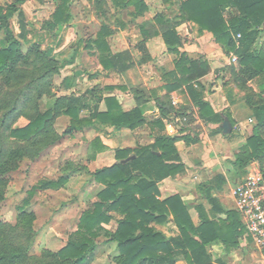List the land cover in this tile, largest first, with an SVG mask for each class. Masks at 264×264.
<instances>
[{
  "label": "trees",
  "instance_id": "obj_1",
  "mask_svg": "<svg viewBox=\"0 0 264 264\" xmlns=\"http://www.w3.org/2000/svg\"><path fill=\"white\" fill-rule=\"evenodd\" d=\"M26 1L18 0V3ZM72 2L73 0H61L49 27L71 23ZM112 2L123 7L138 5L136 0ZM181 11L184 19L199 26L200 32L212 33L216 42L228 54L233 53L237 56L238 68L232 67L236 84L244 88L249 80L264 76V50L256 48L261 35L264 34V0H187L183 2ZM17 12L19 9L16 5H12L7 14L0 10V32L4 31L7 39V46L0 49V75L13 70L20 61V42L10 22L11 17ZM19 15L21 17L18 20L21 27L19 37L23 38L26 25L21 12ZM112 33L109 25L103 21L97 38L88 41L86 48L99 50V62L105 70L119 72L130 70L136 62L129 51L118 54L111 51L108 38ZM164 39L169 52L180 51L181 43L173 28L164 33ZM179 63H182L184 68L188 67L189 71L197 68V62L189 61L185 54ZM57 68L58 65L54 63L50 71L54 72ZM259 98L256 103L248 101L257 120L249 141L251 149L246 147L236 161L231 162L232 166L240 168L244 175L247 173V167L254 161H259L262 168L264 166V138L261 136L264 129V77ZM94 99V102H90L83 96H70L63 106L65 108L62 107V113L79 120L80 114L87 112L86 125L97 131L124 127L133 130L146 121L137 109L125 112L114 97L106 98L104 111L100 110L101 99ZM57 104L54 103L45 109L41 106L27 126L11 129V137L28 140L30 136L42 133L57 117ZM199 107L200 116L206 122L220 120L221 113H214L208 103L199 102ZM162 111L165 113V110ZM207 112L212 113V118L206 116ZM175 140V137L161 136L155 143L147 146L117 149L116 163L94 173L95 178L105 181L107 186L100 192L99 200L94 203L92 209L83 213L79 222L78 239L72 238L61 251L48 254L53 261L47 260L45 264L69 260L72 261L71 264H86L87 257L101 244L97 239L100 237L97 230L102 224L110 223L114 219L111 215L113 210L122 218L117 222L115 231H107L109 236L107 242L116 243L119 264H176L181 260L187 264H214L208 250L210 243L220 239L224 244L231 242L237 245V239L245 232L237 210L227 212V218L220 220L223 226L205 221L196 230L179 197L169 198L163 202L157 199L159 193L157 184L166 178L174 177L181 169L178 163L170 159L171 154L177 153L174 147ZM91 144L94 151L92 157L108 149L100 135ZM133 154L136 155L134 160L122 163ZM66 179L68 178L62 177L58 181H43L35 187L38 190L59 188L61 182H65ZM212 201L217 203L213 199ZM170 215H173V221L180 231L176 237H166L151 226L153 222L162 223L168 220ZM218 229L224 232H219ZM14 231L16 227L0 224V264H29L26 247L20 239L18 240L19 237L13 233Z\"/></svg>",
  "mask_w": 264,
  "mask_h": 264
},
{
  "label": "rangeland",
  "instance_id": "obj_2",
  "mask_svg": "<svg viewBox=\"0 0 264 264\" xmlns=\"http://www.w3.org/2000/svg\"><path fill=\"white\" fill-rule=\"evenodd\" d=\"M60 2L0 0L3 14L16 5L26 25L25 35L20 38L19 12L11 17V27L20 42V61L13 70L0 75V224L16 227L13 233L26 247L29 264L51 261L48 254L58 253L72 238L78 239L83 213L92 209L107 186L94 173L113 160L107 153L97 160L91 158V143L97 133L86 125L88 113L82 112L78 120L62 113V107L73 95L88 100L108 92L103 79L107 72L99 68L100 52L86 48V44L97 38L103 21H107L113 32L108 38L111 51H122L126 46L116 38L121 31L115 27V19L119 17L129 26L134 22V6H116L112 0H73L71 23L49 27ZM6 46V33L1 31L0 49ZM257 47L264 49V34ZM54 63L58 68L53 72L50 68ZM236 64L229 65L225 72L231 73ZM54 103H58V115L42 133L28 140L11 137V129L27 126L41 106L45 109ZM101 107L105 108L104 104ZM133 133L124 132V136L130 139ZM260 169L264 171V166ZM62 177L68 179L59 188L35 187ZM111 215L114 219L98 228L101 244L87 257L86 264H119L118 248L107 242V231L116 230L122 217L114 210Z\"/></svg>",
  "mask_w": 264,
  "mask_h": 264
},
{
  "label": "crops",
  "instance_id": "obj_3",
  "mask_svg": "<svg viewBox=\"0 0 264 264\" xmlns=\"http://www.w3.org/2000/svg\"><path fill=\"white\" fill-rule=\"evenodd\" d=\"M136 1L137 6L131 5L134 6L131 11L134 22L130 26L119 17L115 19V27L121 31V36L116 38H120L126 49L112 51L114 54L129 51L136 64L130 70L119 72L105 70L99 63L100 70L107 72L103 79L107 81L105 89L108 91L99 97V106L104 104L105 108L100 110H106V98L114 97L125 112L137 109L146 121L135 129L138 131L125 127L99 131L93 128L108 149L91 158L97 160L107 153L113 160L105 165L109 167L116 163L117 149H136L155 143L161 136L175 137L177 153L171 154L170 159L181 169L174 177L157 184V199L163 202L179 197L196 230L205 221L223 226L220 220L227 218L228 211L236 210L234 184L251 170L261 168L260 162L254 161L244 175L231 162L236 161L246 147L251 149L249 141L257 120L248 101L260 100L263 79L249 80L244 88L236 84L234 73L225 72L229 65L237 63L238 68V61H232L236 55L225 51L227 56L231 55L227 58L212 33L200 32L198 25L183 18L181 7L187 0ZM107 24L110 26L109 22ZM170 28L180 40L179 52L168 51L164 33ZM256 48L259 49L257 45ZM184 54L189 61L197 62L193 71L178 64ZM89 100L94 102L95 99L89 97ZM199 102H206L214 113H221L220 120H203ZM206 116L212 118V113L207 112ZM131 131L134 137L124 136V132ZM261 136L264 138V129ZM151 226L166 237L180 234L173 215ZM237 242V245L224 244L218 239L210 243L208 250L213 263L264 264L263 256L245 232ZM176 264L187 262L181 260Z\"/></svg>",
  "mask_w": 264,
  "mask_h": 264
},
{
  "label": "built area",
  "instance_id": "obj_4",
  "mask_svg": "<svg viewBox=\"0 0 264 264\" xmlns=\"http://www.w3.org/2000/svg\"><path fill=\"white\" fill-rule=\"evenodd\" d=\"M232 61L237 62V56ZM233 195L246 236L264 259V172L256 168L238 179Z\"/></svg>",
  "mask_w": 264,
  "mask_h": 264
},
{
  "label": "water",
  "instance_id": "obj_5",
  "mask_svg": "<svg viewBox=\"0 0 264 264\" xmlns=\"http://www.w3.org/2000/svg\"><path fill=\"white\" fill-rule=\"evenodd\" d=\"M226 124V123H225ZM136 158L135 155L128 157L127 159L123 160L122 163H128Z\"/></svg>",
  "mask_w": 264,
  "mask_h": 264
}]
</instances>
